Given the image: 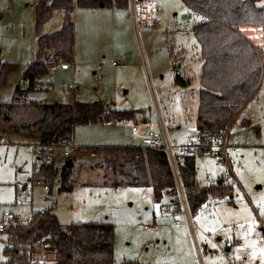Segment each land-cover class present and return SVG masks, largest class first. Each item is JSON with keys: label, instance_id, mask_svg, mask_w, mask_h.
<instances>
[{"label": "rangeland", "instance_id": "rangeland-1", "mask_svg": "<svg viewBox=\"0 0 264 264\" xmlns=\"http://www.w3.org/2000/svg\"><path fill=\"white\" fill-rule=\"evenodd\" d=\"M36 2L0 0V63L13 65L0 85V102L9 101L17 86L27 88L23 74L37 50ZM257 5H264V0ZM143 9L145 14L134 22L128 6L74 5L69 12L73 47L68 68L49 67L27 91L25 97L37 102L99 101L107 108L133 112L127 122L78 125L75 143L137 145L136 137L156 130L159 121L174 146L196 133L200 63L190 28L200 14L183 0H148ZM61 21L62 10H54L40 32L55 31ZM238 32L259 50L264 62V28L245 25ZM177 75L189 83H178ZM69 85L74 88H65ZM227 130L224 157H195L198 183L220 181L227 192L209 195L196 211L184 208L181 199L179 210H173L170 198L158 199L152 185L114 186L105 181L95 165L97 154L89 151L78 153L72 170L75 183H80L62 193L54 184L47 198L44 184L29 183L36 158L28 142L34 139L7 130L0 139V221H6L4 211L14 215L9 223L22 221L54 200L61 222L112 223L116 262L264 264V69L254 94ZM63 145L51 150L57 170L66 160ZM15 197L24 201L16 203ZM9 246L6 233L0 232V262L6 260L3 249Z\"/></svg>", "mask_w": 264, "mask_h": 264}, {"label": "trees", "instance_id": "trees-1", "mask_svg": "<svg viewBox=\"0 0 264 264\" xmlns=\"http://www.w3.org/2000/svg\"><path fill=\"white\" fill-rule=\"evenodd\" d=\"M183 1L200 14L199 20L190 28L202 59L195 127L202 141L209 142L222 134L258 86L264 62L259 50L238 32V28L245 25L264 28V5L258 6V0ZM74 5L126 8L128 0H37L34 4L36 58L23 74L27 88L17 86L9 101L0 102V139L10 129L34 139L40 155L32 168L29 183L44 184L47 198L52 194L54 184L58 193L73 189L72 170L77 155L89 151L97 154L99 161L95 165L102 170L105 181H111L114 186L152 185L158 199L169 197L173 210H179L178 189L165 151L142 148L138 144L75 145V149L64 156L66 160L59 170L54 159L46 158L60 143L71 142L78 125L133 119L132 111L107 108L99 101L37 102L25 97L49 67L71 60L73 24L69 12ZM54 10H62L60 27L49 33L40 32L42 24ZM12 67V64L0 63V85ZM173 69L177 70V65ZM175 78L178 83H189L179 75ZM196 155H183L178 167L191 211L202 207L209 195L223 196L227 192L224 183H198ZM53 203L54 200L42 210L33 211L26 219L5 228L10 246L3 249L7 258L0 264H28L41 252L46 253L43 262L49 261V264H150L132 260L116 262L112 223L61 222L54 213Z\"/></svg>", "mask_w": 264, "mask_h": 264}, {"label": "built area", "instance_id": "built-area-1", "mask_svg": "<svg viewBox=\"0 0 264 264\" xmlns=\"http://www.w3.org/2000/svg\"><path fill=\"white\" fill-rule=\"evenodd\" d=\"M148 3V0H128V12L130 15V18L132 21L136 22L139 18L145 14L144 11V5ZM148 19V17H147ZM68 67L67 64L63 63L61 64V68L66 69ZM65 88H74V85H69ZM138 129L137 125L131 126V131L136 132ZM227 127L222 132L221 135L218 137L211 139L209 142H204L202 139L198 136V134H195L187 139V141L184 144H179L177 146H174L170 143L166 129L162 122L159 121L158 128L156 130L149 131L146 135L141 136L138 145L142 148H150L154 150H162L167 153L170 166L172 169L173 177L175 178V182L178 189L179 197L182 201V204L184 205V208L187 207V202L185 199V195L183 192V187L181 185L180 181V175H179V165L182 163V157L185 154H197L201 156H214L216 158H219L220 156L224 157L226 148H227ZM32 149L31 156L34 158H37L40 155V149L38 145L34 142L29 144ZM64 151L63 156H67L68 152L75 147V145L71 142H65L64 145ZM176 148V151L174 149ZM55 154L53 152H49L46 156L48 160L54 159ZM30 190L29 187H25V192L27 193ZM24 199L15 197L16 203L23 202ZM187 212V211H186ZM3 216L6 218V221H0V232H3L5 228L10 224L9 219L13 218V214L10 211H4ZM174 222H178L176 219H174ZM43 247L45 248L46 245L43 244ZM46 259V253L41 252L37 255L36 259L29 260L28 264H40Z\"/></svg>", "mask_w": 264, "mask_h": 264}, {"label": "crops", "instance_id": "crops-1", "mask_svg": "<svg viewBox=\"0 0 264 264\" xmlns=\"http://www.w3.org/2000/svg\"><path fill=\"white\" fill-rule=\"evenodd\" d=\"M196 50L198 51V59H199V63H200V67H201V64H202V59H201V57H200V53H199V47H198V45L196 46ZM68 68V67H67ZM200 69V68H199ZM139 131H138V129H137V131L136 132H133V134L134 135H136L137 133H138ZM195 134H197V133H195ZM194 134V135H195ZM75 135V134H74ZM141 136H144L142 133L141 134H139L136 138H138L139 140H140V138H141ZM193 136V135H192ZM31 142H34V140H30L28 143H31ZM71 142L74 144V145H81V144H78V143H75L74 142V137L72 138V140H71ZM29 145V144H28ZM78 183H80V182H78ZM78 183H75V185L76 184H78ZM46 207V206H45ZM44 207V208H45Z\"/></svg>", "mask_w": 264, "mask_h": 264}, {"label": "water", "instance_id": "water-1", "mask_svg": "<svg viewBox=\"0 0 264 264\" xmlns=\"http://www.w3.org/2000/svg\"><path fill=\"white\" fill-rule=\"evenodd\" d=\"M100 6H102V5H100ZM219 183H220V181H219Z\"/></svg>", "mask_w": 264, "mask_h": 264}, {"label": "snow or ice", "instance_id": "snow-or-ice-1", "mask_svg": "<svg viewBox=\"0 0 264 264\" xmlns=\"http://www.w3.org/2000/svg\"><path fill=\"white\" fill-rule=\"evenodd\" d=\"M214 246V245H213Z\"/></svg>", "mask_w": 264, "mask_h": 264}]
</instances>
